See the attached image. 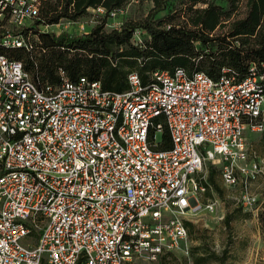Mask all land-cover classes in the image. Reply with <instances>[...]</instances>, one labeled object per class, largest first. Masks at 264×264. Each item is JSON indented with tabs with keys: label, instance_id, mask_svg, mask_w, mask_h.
<instances>
[{
	"label": "built area",
	"instance_id": "2783aa9c",
	"mask_svg": "<svg viewBox=\"0 0 264 264\" xmlns=\"http://www.w3.org/2000/svg\"><path fill=\"white\" fill-rule=\"evenodd\" d=\"M47 1L0 0V49L31 50ZM65 23L69 35L89 33ZM261 68L242 82L228 70L213 81L176 69L153 72L147 85L131 73L120 93L85 78L41 90L0 53V264H130L185 251L186 223L215 211L202 198L203 164L225 186L260 171L240 164L246 133L264 136ZM158 119L168 151L153 149ZM242 187L250 208L256 201Z\"/></svg>",
	"mask_w": 264,
	"mask_h": 264
},
{
	"label": "trees",
	"instance_id": "16d2710c",
	"mask_svg": "<svg viewBox=\"0 0 264 264\" xmlns=\"http://www.w3.org/2000/svg\"><path fill=\"white\" fill-rule=\"evenodd\" d=\"M133 0H48L33 26L37 40H31L29 51L2 50L10 60L20 62L35 85L45 90L58 87L63 79L76 82L85 78L97 82L102 90L124 92L127 77L135 73L143 85L155 71L174 72L183 69L188 76L203 73L218 81L223 70L242 82L251 76V69L261 75L264 65V0H226L220 6L209 0H139L151 8L139 20L127 19L119 29L107 31L110 13H121ZM102 9L97 24L84 36L63 32L39 33L38 26H53L62 21L77 22L89 16L90 10ZM139 33L140 40L135 37ZM162 131L156 135V151L171 149L169 131L163 119ZM154 132L150 133V138ZM206 197L222 196L217 184L219 170L208 164ZM237 217L226 214L223 224ZM264 239V202L257 214ZM189 239L198 242L191 249L189 260L180 264H226L227 251L215 253L203 230L186 223ZM162 259L177 260L173 254ZM45 264V262H43Z\"/></svg>",
	"mask_w": 264,
	"mask_h": 264
},
{
	"label": "rangeland",
	"instance_id": "374dc122",
	"mask_svg": "<svg viewBox=\"0 0 264 264\" xmlns=\"http://www.w3.org/2000/svg\"><path fill=\"white\" fill-rule=\"evenodd\" d=\"M217 5L225 6L226 0H209ZM151 8L149 2L139 3V0H133L121 13L112 19H107L105 29L107 31L117 30L127 19L139 20L147 15ZM89 16L79 22L85 26L87 31H91L97 24L98 15L93 10L89 11ZM66 21H62L53 26H38L39 33H53L59 35L63 32L72 33L73 28L67 27ZM30 41L37 40L36 34L30 35ZM136 41L140 40L137 33ZM249 158L240 166L245 167L248 171L253 166H258L259 173L253 179L240 178L239 183L235 186H225L219 175L217 184L222 191V196L211 193L212 198L202 196L203 200H210L215 204L213 214L202 212L192 220V224L199 230L205 232L209 241L210 248L217 254L226 250L228 260L226 264H264V239L261 234L260 226L257 220V214L262 202H264V136L257 132L246 133ZM208 162L203 164V171H206ZM238 166V163H237ZM238 179V175L236 174ZM247 186V193L252 196L256 203L250 208L243 209L240 204V198L243 194V187ZM226 214H233L237 219L230 224V229H226L223 219ZM198 246V242L188 239L185 251L174 254V259L159 258L155 262H149L144 259L132 261L130 264H180L183 260H189L191 249ZM216 264V263H211Z\"/></svg>",
	"mask_w": 264,
	"mask_h": 264
}]
</instances>
